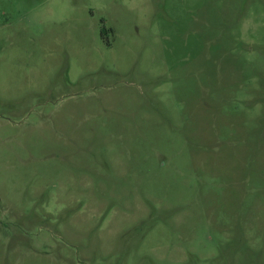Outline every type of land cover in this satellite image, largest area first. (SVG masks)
Listing matches in <instances>:
<instances>
[{"label":"rangeland","instance_id":"1","mask_svg":"<svg viewBox=\"0 0 264 264\" xmlns=\"http://www.w3.org/2000/svg\"><path fill=\"white\" fill-rule=\"evenodd\" d=\"M0 264H264V0H0Z\"/></svg>","mask_w":264,"mask_h":264}]
</instances>
